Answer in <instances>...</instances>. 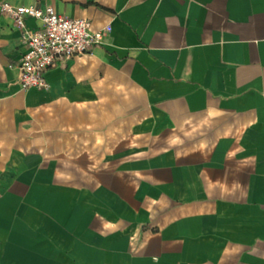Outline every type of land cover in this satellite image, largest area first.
<instances>
[{
	"label": "crops",
	"instance_id": "1",
	"mask_svg": "<svg viewBox=\"0 0 264 264\" xmlns=\"http://www.w3.org/2000/svg\"><path fill=\"white\" fill-rule=\"evenodd\" d=\"M1 1L110 31L22 90L0 14V264H264V0Z\"/></svg>",
	"mask_w": 264,
	"mask_h": 264
},
{
	"label": "built area",
	"instance_id": "2",
	"mask_svg": "<svg viewBox=\"0 0 264 264\" xmlns=\"http://www.w3.org/2000/svg\"><path fill=\"white\" fill-rule=\"evenodd\" d=\"M0 14L8 17L19 29L24 51L18 62V83L22 90L46 89L44 73L47 69L76 55L87 53L102 42L110 26L92 30L86 18H71L57 13L50 5H13L0 0ZM31 17L38 26L28 28L25 18Z\"/></svg>",
	"mask_w": 264,
	"mask_h": 264
}]
</instances>
